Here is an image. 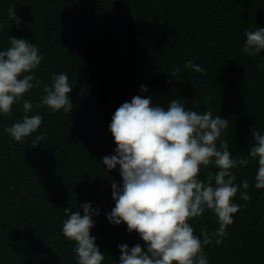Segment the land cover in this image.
I'll list each match as a JSON object with an SVG mask.
<instances>
[{"label":"trees","instance_id":"16d2710c","mask_svg":"<svg viewBox=\"0 0 264 264\" xmlns=\"http://www.w3.org/2000/svg\"><path fill=\"white\" fill-rule=\"evenodd\" d=\"M257 27H264V0H0V49L23 38L43 56L36 70L42 85L24 98L38 105L53 74L66 73L73 87L72 112L34 107L29 115H42L43 123L24 142L4 132L24 115L22 103L0 116V264H77L62 221L65 209L83 215L85 202L100 210L90 234L103 264H118L119 244L145 247L126 223H109L111 184L122 177L102 163L117 147L111 118L136 95L165 107L178 99L186 109L229 120L222 138L233 157H247L252 132H264V70L257 69L264 51H241L246 30ZM187 60L205 71L185 69ZM176 68L178 77L171 75ZM37 135L42 140L33 146ZM248 158L233 171L236 183L248 180L244 191L252 198L237 193L235 202L246 206L234 214L224 243L204 249L209 264H264V189L253 186L258 163ZM208 171L216 169L202 168L201 178ZM189 222L194 234L218 227L211 210Z\"/></svg>","mask_w":264,"mask_h":264},{"label":"clouds","instance_id":"9594fccd","mask_svg":"<svg viewBox=\"0 0 264 264\" xmlns=\"http://www.w3.org/2000/svg\"><path fill=\"white\" fill-rule=\"evenodd\" d=\"M245 37L241 51L260 57L264 27L246 30ZM42 60L38 45L23 38L11 37L9 47L0 49V116L11 115L14 103H22L24 113L4 128L15 142H24L41 127L43 116L29 115L34 107L72 112L69 93L73 87L66 73L53 74L50 84L43 85L38 105L24 98L42 85L36 75ZM184 67L196 73L205 71L193 60H187ZM257 69L264 70V63H258ZM179 72L176 68L171 75L178 77ZM148 91L145 85L140 86L141 93ZM228 126L229 120L213 116L211 110L186 109L178 99L170 100L165 107L153 104L150 95H136L117 108L109 125L117 147L115 154L102 158V163L107 170L118 168L122 181L111 184L115 206L106 215L109 223H126L128 232H137L146 242L144 248L140 244H119L118 264H209L204 249L224 243L234 214L246 206L235 202L237 193L245 202L252 198L244 191L250 187L248 180L236 183L233 170L247 166L250 157L258 163L253 186L264 189V132L253 131L248 156L235 158L222 138ZM41 140V136H35L32 145ZM209 166L216 171H208L201 178L202 168ZM80 208L83 215L79 210L65 209L68 218L62 221V234L74 242L77 264H103L105 255L96 243L97 237L90 234L100 210L91 202ZM206 210L217 217L218 227L211 232L203 227L194 234L189 221Z\"/></svg>","mask_w":264,"mask_h":264}]
</instances>
